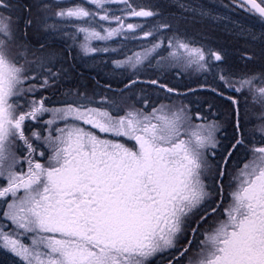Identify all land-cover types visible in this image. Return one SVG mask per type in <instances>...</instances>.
<instances>
[{
  "label": "snow or ice",
  "instance_id": "obj_1",
  "mask_svg": "<svg viewBox=\"0 0 264 264\" xmlns=\"http://www.w3.org/2000/svg\"><path fill=\"white\" fill-rule=\"evenodd\" d=\"M85 3L90 7L0 0V179L5 181L0 249L19 264H264V71L233 75L219 68L217 62L225 59L221 52L177 36L160 38L171 23L145 30L144 24L127 22L160 17L152 6L135 0ZM181 7L196 13L199 6ZM221 7L243 10L264 23V0H229ZM198 14L211 16L212 10L200 8ZM37 23L76 44L85 56L116 51L94 46L97 41L153 39L113 61L134 77L120 90L121 100L97 102L77 92L65 94L59 107H49L47 97L37 99L36 93L54 87L63 69L55 67L56 53L47 51L46 43L33 49L27 41L28 29ZM153 62L178 77L215 71L225 89L250 97L260 109L254 114L259 146L242 131L240 101L234 96L226 97L234 128L227 145L217 138L221 122L193 113L188 105L161 103L145 111L147 99H124L137 84L154 86L169 98L187 95L159 78L141 80L139 71ZM200 90L224 96L208 85ZM207 107L214 105L209 101ZM45 114L50 118L42 120ZM34 122L43 131L32 130ZM241 149L250 159L232 177L223 219L201 232L223 203V181ZM198 234L202 239L193 259L189 253Z\"/></svg>",
  "mask_w": 264,
  "mask_h": 264
},
{
  "label": "rangeland",
  "instance_id": "obj_2",
  "mask_svg": "<svg viewBox=\"0 0 264 264\" xmlns=\"http://www.w3.org/2000/svg\"><path fill=\"white\" fill-rule=\"evenodd\" d=\"M65 1H70V0H65ZM179 3V1H177ZM176 3V4H177ZM180 5H177V10H180L181 15L179 16L178 14L176 15H171L166 17V22H169L173 25L172 29L170 30H165L162 34L160 35V38L165 39V41L168 38H171L172 36H177L180 39L188 40L193 42L194 45L196 46H202L200 43L202 42L200 38L198 37L201 32H203V35H206L205 39L208 41H212L213 43L220 45L224 49H222L221 54L225 57L224 61L222 62H217L219 64V68L223 71L226 72H231L233 75L239 76L242 74L246 73H259L264 71V57L262 58V54L259 52L258 54H255V59L256 61H260L261 65L258 68H255L254 65H250V67H247V64L245 66H241L239 61H237L238 57L237 54L242 51L241 49H244L243 45H239V47H236L235 45H231L229 47H224L221 45L220 42H218V39L215 38V36L219 35L224 36L223 33H221L217 27V24L220 23V21L225 22L229 20V17H226L225 14L227 12L218 10L217 13H213L211 16H200L198 14L200 6H206L210 4L208 0H196L193 4V6H199L197 8V12L193 13L190 11H185L184 8L180 7L182 5L187 4L184 0L182 2L180 1ZM85 7H90V5L86 6L85 0L82 3ZM221 4H224L221 2ZM221 4H218V6H214V8H218L221 6ZM188 6V4H187ZM212 7V6H211ZM114 9V7L112 6ZM220 9L226 10V8L221 7ZM224 12V13H223ZM117 14H120L117 11ZM33 19L36 20V13L35 10H33ZM231 19V18H230ZM53 21H49V23H52ZM129 22V21H127ZM161 22H165L162 19H157L154 21L150 22H131V23H141L144 24L145 30H148L152 25L158 24ZM221 22V23H222ZM231 23L235 24L234 28H238L239 32L244 34L243 31H249L250 29L248 25H246L247 28H244L245 25L242 23L231 20ZM241 26H243V31H241ZM33 31L32 36H30L29 31ZM230 28L228 29V31ZM31 31V33H32ZM207 31L210 32L207 33ZM216 31H219V33L216 34ZM251 31V30H250ZM39 35H38V34ZM229 32H225V35L227 36ZM28 37L26 39H30V43L34 44L35 47L39 46L41 42H44L47 44V51H54L56 53V61H55V67L57 69H63L62 74H67L71 75V77L67 78L68 75H66V80L68 81V88H65L63 90H57L55 89L56 85L52 88L48 89H41L36 93V98L39 99L42 96L47 97L45 100L46 106L49 107H59L61 104V101H63L66 98L65 94H71V93H84L87 94L90 97H93L97 102L101 100L102 97H109V98H114L117 101L121 100V96L119 95L120 90L124 88V85L133 77V73L130 69L126 68H117L113 61L115 60H122L124 59L125 55H131L133 51H140L142 47H148L150 46V41L153 38H148V40H124L121 37L114 38L113 40L106 41V42H94V46L96 47H108L111 49H116V51H109V52H98L93 55L85 56L80 48L74 44V47L76 46L77 48L75 49V53H72V58L73 63L76 64L77 61L80 64L79 67H81V70L85 73L87 71H92L95 72V74H99L100 76L104 77H109L110 76V81H116L119 85H114L111 86V89L105 88L106 90L102 89L100 84L94 85L93 88L85 87V82L84 79L80 78L79 76H76L75 73L72 72V69L66 68L65 64L63 61L65 60V54H64V48L67 49V45L63 44L62 42H67L71 43V41L65 40L62 38L60 34L56 33H51V32H45L43 31L39 24L37 23L34 27L28 29ZM41 36V37H40ZM258 36V34H257ZM212 37V38H211ZM256 38V37H253ZM66 43V44H67ZM35 47L32 46L33 49H36ZM55 47L57 49H55ZM64 47V48H63ZM73 47V48H74ZM39 48V47H38ZM264 48V47H263ZM208 50L207 48H205ZM164 55H167V51L161 50ZM58 52H60L58 54ZM15 54V50H14ZM39 55V53H37ZM240 54H238L239 56ZM31 59V56L29 57ZM77 60V61H76ZM104 62H110L106 65ZM100 65H102L100 67ZM102 68H109L111 72L109 74H103V69ZM257 69V70H255ZM86 70V71H85ZM77 73V72H76ZM152 74L158 75V76H166V77H175L174 81V87L179 89L181 92H187L188 90L191 89L192 85H195V87H200L201 85H209L211 87L217 88L219 91H228L232 92L230 89H225L222 82L219 81L217 78V74L215 71L211 73H199L195 71H188L180 75L179 77L175 74V70H168V71H161L159 67L156 66V64L153 62L152 66L150 67H145L142 70L139 71V77L141 80H150V79H157V77H150ZM86 75V73H85ZM93 75V74H92ZM128 76V79L126 81V78ZM107 80V81H108ZM59 81H64V79L61 77ZM58 81V82H59ZM60 83V82H59ZM61 84V83H60ZM79 86V87H76ZM150 86L146 84H137L134 85L132 88V91L126 92L124 99H127L128 97H137L141 99H147L149 101L148 108L145 109V111H148L151 109L152 106H158L161 103H183L185 105H188L191 109L192 112L195 113L196 111H200L203 115H208L210 119H216L221 122L222 128L221 130L217 133V138L221 141L222 145H227L229 144V141H227V134L230 133L233 134L234 136V128L232 124V105L229 103V101L226 102L224 97H215L214 94L210 92L211 95L207 94L202 95V96H197V94H202V93H196V94H187L185 96H180V97H171L169 98L166 96L163 92L159 90H153V91H143L144 88H148ZM81 88V89H80ZM153 88V87H152ZM108 90L116 93L109 94ZM148 92V93H147ZM226 92L225 95H228L229 93ZM235 98L240 101V108H241V117H242V131L245 132V135L247 139L252 140L253 144L259 146L260 140H261V134L258 130V125L259 121L255 117V113L259 112L260 109L255 106L250 97H247L246 94L244 93H234ZM111 96V97H110ZM70 98V97H68ZM217 98V99H215ZM211 102L214 105V108L209 110L207 107V102ZM137 107H141V104H137ZM245 107H247V116L245 117ZM214 112L215 115H211V113ZM50 118L49 114H45L42 117V120H47ZM43 125L38 122H34L32 130H41L43 131ZM95 131V130H94ZM27 135H31L30 131H26ZM98 135L104 136L105 134L98 133ZM220 135L224 136V141L220 139ZM233 139V138H232ZM252 147V144H249V148ZM19 149H17V154L19 155ZM47 155V153H46ZM41 162H45L44 158H40ZM247 159H250V153L247 149H241L239 152L235 153L234 159L230 162V168H229V175L224 178L223 181V203L221 205V208H218L219 211L215 213L213 216L209 217V221L206 224V222L201 226L200 231L204 232L207 230H210L214 224L220 220L223 219V214L220 215L222 212V209L226 207L230 201H231V196L230 193L232 191V187L230 185L233 184L232 177L235 176L238 173V170L242 165L247 161ZM5 181L3 179H0V186H2V183ZM215 193L213 196V199L216 201L217 198H215ZM0 207H2V202H0ZM191 238V237H189ZM202 239L201 235H197V237L193 240V247L190 249L189 255L195 259L196 258V251H197V244L198 241ZM157 263V262H156ZM0 264H19L18 258L14 257L12 254L8 253L6 250L0 249Z\"/></svg>",
  "mask_w": 264,
  "mask_h": 264
},
{
  "label": "trees",
  "instance_id": "obj_3",
  "mask_svg": "<svg viewBox=\"0 0 264 264\" xmlns=\"http://www.w3.org/2000/svg\"><path fill=\"white\" fill-rule=\"evenodd\" d=\"M221 2H222V0H213L214 6H218V4H221ZM223 26H225V25H223ZM219 27H221V25H219ZM234 27H235V24L233 23V24H231L229 31H228V29H225V28L224 29L218 28L219 31L221 33H223V35H224V36H220V34H219V35L215 36V38L218 39V42H220L221 45H223L224 47H226V46L229 47L231 45H235L236 47H239V45L240 46L243 45L244 49H246V50H243L244 53H250V51H251L253 53H259L260 52L262 55L264 54V48H263L264 47V40H263L262 44L256 43V39H258V36H257L258 33L257 32H254V30L250 29L251 31L250 30L249 31H243L244 34H242L239 32L238 28H234ZM31 31H29L30 36H32V34H33V33H31ZM219 31H216V34L219 33ZM225 32H229L227 36L225 35ZM207 33H209V35H210L209 31H207ZM245 34H247V35H245ZM203 36L206 37V35H203ZM253 37H256V38H253ZM249 39L254 40V42L250 41ZM27 41L29 42L30 39H27ZM30 45L34 47V44L30 43ZM55 49H57V48L55 47ZM64 51H65L64 52L65 60L63 62L65 64H67V65H65V67L72 69V72L75 73L76 76H79L80 78L84 79L85 87L90 86V88H93L94 85H96L95 82H97V84H100L102 89H104V90H106L105 88L108 89L109 86H114V84L108 80V79H110V76L109 77L100 76L99 74H95V72H92V71L85 72L86 73V75H85V73L81 70V67H79L80 64L78 63V61L76 60L77 63L74 64L73 63L74 59L71 57V55L69 53H67V51L65 49H64ZM243 52L240 51L238 54L243 53ZM59 53L60 52H58V54ZM106 64H108V63H106ZM102 69H103V74H109V72H111L109 68H102ZM66 75H68L67 78L71 77V75L67 74V72H65V74H61V77L64 79V81L63 82L59 81L61 84L59 82H57L55 89L63 90L65 88L69 87L68 81L66 80L67 79ZM167 84L170 87L172 86L169 83H167ZM76 87H79V86H76ZM108 92H109V94H112V92L110 90H108ZM202 94H205V93H202ZM226 137H227V141L230 140L229 141V143H230L232 141L233 134L230 135V133H228ZM221 140L224 141V138H222ZM234 155H235V153H234ZM223 193H224V191H223ZM215 198H217L216 201L219 202V197L215 196ZM222 198H223V195H222ZM221 205H220V208H221ZM218 211H219V209H217V212ZM221 214H222V212L220 213V215ZM208 221H206V224L208 223ZM156 264H162V262L157 261Z\"/></svg>",
  "mask_w": 264,
  "mask_h": 264
},
{
  "label": "flooded vegetation",
  "instance_id": "obj_4",
  "mask_svg": "<svg viewBox=\"0 0 264 264\" xmlns=\"http://www.w3.org/2000/svg\"><path fill=\"white\" fill-rule=\"evenodd\" d=\"M80 1L81 0H74L72 4H79ZM177 1H179V3H177ZM180 1L182 2V0H135V3L149 5V6L154 7V9L157 10V11H159L161 15H160V17H153V18H147V19H143V18H132V19H130L128 21L129 22H137V21L150 22V21H154V20H157V19H162V20L166 21V17H168V16L175 15V14L176 15L178 14L180 16L181 15V12H180V10H177V5H180L181 4ZM184 1L188 4L189 7H192L193 4H194V2L196 0H184ZM55 2L60 3L62 5H65L66 4V1L65 0H55ZM187 4H185V5H187ZM115 7H118V6H115ZM207 9H211L212 10V13H213V9H212V7L210 8L209 5H208V8ZM241 11H243V10H241ZM243 12H245V11H243ZM15 14L16 15H19L20 13H15ZM247 15H250V14L247 13ZM255 19L257 20V18H255ZM256 31L258 33V39H256V43L262 44V42L264 40V30H262V29L259 28ZM32 33H33V31H32ZM200 33H203V32H200ZM245 35H247V34H245ZM28 36L29 35L27 34V37ZM249 40L252 41V42H254V40H251V39H249ZM208 43H210L209 45L211 46V49H212V41L208 40ZM34 47H35V45H34ZM38 47L39 46H36L35 48H38ZM241 50L243 52V50H246V49H241ZM255 54L253 52H251V51H250V53H244V52L243 53H240L239 56L237 54V57H238L237 61H239V63H240L241 66H245L247 64V67H250L251 64L252 65L255 64V68H258L259 69L261 63L258 60L256 61ZM246 56H252L253 59L248 60V59H246ZM261 57L263 58L264 57V54ZM255 70H257V69H255Z\"/></svg>",
  "mask_w": 264,
  "mask_h": 264
}]
</instances>
